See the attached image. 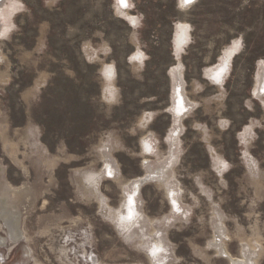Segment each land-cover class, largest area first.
<instances>
[{"label": "rangeland", "instance_id": "obj_1", "mask_svg": "<svg viewBox=\"0 0 264 264\" xmlns=\"http://www.w3.org/2000/svg\"><path fill=\"white\" fill-rule=\"evenodd\" d=\"M263 75L264 0H0V264H264Z\"/></svg>", "mask_w": 264, "mask_h": 264}, {"label": "bare ground", "instance_id": "obj_2", "mask_svg": "<svg viewBox=\"0 0 264 264\" xmlns=\"http://www.w3.org/2000/svg\"><path fill=\"white\" fill-rule=\"evenodd\" d=\"M180 1L181 2L188 3L191 0H180ZM262 77L264 78V75ZM263 78H261V79H263ZM0 168H1V166H0ZM134 183H135L136 189H138V186H140V185H138V184H140V180L139 181H135ZM2 189H3V186L1 185L0 186V191ZM24 189H25L24 187L23 188H13V187H10V192H11L12 195H8L10 193H7L5 191H1L0 192V194L5 195V196H2L0 198V219H1V222H2V224L4 226V228L6 229V234L9 237L8 239H10V240H13V237L15 236V234L17 235V233H18V222H17V218H16L17 217V212H16L15 208L21 202L22 196L24 195L22 191ZM8 196H9L10 201L8 200ZM128 200H129L128 201V203H129L130 202V198ZM126 209L128 211L126 218H130L131 217V214H132L131 213L132 210H131V208L129 206ZM144 225H142V226H144ZM3 242L4 241H1V239H0V245L3 244ZM222 250H223V245L222 244H219L218 251L221 252ZM153 251H155V248H153ZM221 254H224V255L226 254L225 256H228L227 255V252L225 253V252L222 251ZM92 260H93V258H92ZM230 261H231L232 264H243V260L242 261L241 260H238V259L235 260L234 258H231V257H230Z\"/></svg>", "mask_w": 264, "mask_h": 264}, {"label": "flooded vegetation", "instance_id": "obj_3", "mask_svg": "<svg viewBox=\"0 0 264 264\" xmlns=\"http://www.w3.org/2000/svg\"><path fill=\"white\" fill-rule=\"evenodd\" d=\"M16 218H17V222H18V233H17V235L15 234V236L13 237V240L8 239L11 243H17L21 238H23V235L21 232V227H20L21 226L20 225V223H21L20 216L19 217L17 216ZM4 230H5V234H6V229L4 228ZM0 239H1V241H4L3 244H6L7 239L5 238V236L1 237ZM24 239H26L25 235H24ZM3 244H2V246H3Z\"/></svg>", "mask_w": 264, "mask_h": 264}, {"label": "clouds", "instance_id": "obj_4", "mask_svg": "<svg viewBox=\"0 0 264 264\" xmlns=\"http://www.w3.org/2000/svg\"><path fill=\"white\" fill-rule=\"evenodd\" d=\"M217 80V79H216Z\"/></svg>", "mask_w": 264, "mask_h": 264}]
</instances>
